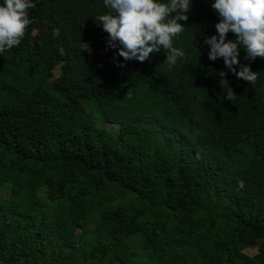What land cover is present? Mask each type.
<instances>
[{
    "label": "trees",
    "instance_id": "trees-1",
    "mask_svg": "<svg viewBox=\"0 0 264 264\" xmlns=\"http://www.w3.org/2000/svg\"><path fill=\"white\" fill-rule=\"evenodd\" d=\"M212 2L169 65L114 57L104 0H33L0 53V264H264V58L209 59Z\"/></svg>",
    "mask_w": 264,
    "mask_h": 264
},
{
    "label": "clouds",
    "instance_id": "clouds-1",
    "mask_svg": "<svg viewBox=\"0 0 264 264\" xmlns=\"http://www.w3.org/2000/svg\"><path fill=\"white\" fill-rule=\"evenodd\" d=\"M109 12L95 18L108 33L107 47L117 49L114 57L124 61L144 62L150 54L165 50L169 65H175L185 51L173 45V38L184 31L181 21L189 19L191 0H104ZM33 0H3L0 3V53L18 46L25 36L27 26L32 23L29 9L35 8ZM211 7L219 14L215 24L216 34L205 36L204 43L210 46L209 59L222 57L225 67L238 79L249 84L257 80L250 64L239 59L240 46L246 59L264 58V0H213ZM232 32L236 39H227ZM84 50L91 48L86 44ZM235 65H239V71ZM118 67H123L117 61ZM221 79L226 72L219 73ZM225 80V79H224ZM227 99L235 95L229 88ZM241 188L244 182L240 181Z\"/></svg>",
    "mask_w": 264,
    "mask_h": 264
},
{
    "label": "rangeland",
    "instance_id": "rangeland-1",
    "mask_svg": "<svg viewBox=\"0 0 264 264\" xmlns=\"http://www.w3.org/2000/svg\"><path fill=\"white\" fill-rule=\"evenodd\" d=\"M93 113L95 114V116H96V118L98 119V121H99V123L101 122V121H103L100 117H99V115L96 113V109L95 108H93ZM101 125H105L106 127H108L109 129L111 128V129H113L114 131H119V126H115V125H112V124H104V123H100ZM106 127H104L105 129H106ZM110 129V130H111ZM246 252L248 253V254H250V255H253L255 252H256V248H254V247H250V248H247L246 249Z\"/></svg>",
    "mask_w": 264,
    "mask_h": 264
}]
</instances>
